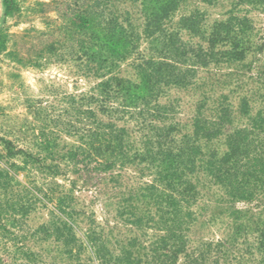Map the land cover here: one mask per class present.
I'll return each mask as SVG.
<instances>
[{
  "label": "trees",
  "instance_id": "trees-1",
  "mask_svg": "<svg viewBox=\"0 0 264 264\" xmlns=\"http://www.w3.org/2000/svg\"><path fill=\"white\" fill-rule=\"evenodd\" d=\"M182 2L94 0L79 17L76 52L102 79L65 108L83 125L69 120L67 131L78 142L60 146L54 136L41 148L46 156L26 153L46 174L59 173L61 165L108 174L110 188H119L115 216L133 233L119 238L113 227L98 224L77 208L72 189L55 196L24 185L30 198L0 200V249L10 259L0 255V264H264V84L255 90L216 73L241 63L253 23L232 8L212 22L198 9L176 19ZM242 2L264 5L235 4ZM2 6L6 16L19 9L18 0H2ZM181 31L198 41L184 43ZM4 43L0 32V50ZM123 62L131 68L128 77L115 72ZM173 89L193 96L188 132L175 117ZM133 119L138 138L126 125ZM127 168L150 180L126 187ZM202 190L220 203H254L255 209L232 208L230 230L220 239H193ZM36 204L49 207V219L19 235L14 230L22 231Z\"/></svg>",
  "mask_w": 264,
  "mask_h": 264
},
{
  "label": "rangeland",
  "instance_id": "rangeland-1",
  "mask_svg": "<svg viewBox=\"0 0 264 264\" xmlns=\"http://www.w3.org/2000/svg\"><path fill=\"white\" fill-rule=\"evenodd\" d=\"M93 1L18 0L19 9L13 15L6 16L0 0V32L5 38L4 49L0 50V200L7 197L30 198L24 185L36 186L41 193H53L55 196L72 189L77 208L91 213L101 226L113 227L119 238H126L133 232L115 216L116 198H113V194L115 196L119 188H110L112 182L108 174L76 173L63 165L59 173L46 174L37 170L31 158L26 157V153L46 156V151L41 148L47 146V140L54 136L59 138L60 146L78 142L77 134L67 131L71 124L69 122H73L77 128L83 125L75 115L66 114L65 108L69 106L70 97L79 99L82 94H90L102 79L93 73L94 68L88 71L81 62L84 57L76 52L80 48L79 38H82L76 26L80 24L79 17ZM236 1L218 0L214 4H207L199 0H183L176 19L180 14L195 9L205 13L207 22L223 18L231 8L245 14L253 23L250 48L240 64L232 65L236 69L224 68L216 73L220 79L228 74L226 79L237 78L245 87L255 89L264 84V5L235 4ZM181 36L188 45L198 41L197 38H190L185 31H181ZM127 62L114 71L125 77L130 76L132 71ZM199 74L205 73L200 70ZM169 93L173 100L176 99L175 117L184 125L182 131L188 132L193 96L185 90L173 89ZM231 100L236 104V98ZM160 101L165 102V98ZM98 117L109 120V116L103 114ZM138 122L133 119L126 124L137 131L134 134L136 138L141 133ZM117 123L123 124V121ZM223 150L224 147L220 146L219 151ZM5 169L10 173L6 175ZM122 173V182L126 187L150 180L130 168ZM234 207L255 209L254 203H220L213 193L202 190V197L194 207L197 221L189 235L193 239L204 240L224 237L230 230L229 212ZM48 209L36 204L25 218L26 225L22 231H14L22 235L21 232H26L27 228L36 229L49 219ZM9 228L13 230L11 226ZM27 242L33 246L30 241ZM33 247L37 248L35 245ZM0 255L4 261L10 260L1 249Z\"/></svg>",
  "mask_w": 264,
  "mask_h": 264
}]
</instances>
